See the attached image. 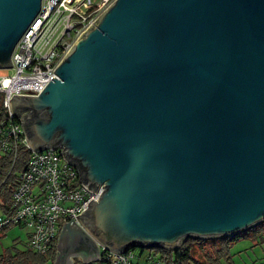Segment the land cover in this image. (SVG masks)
I'll return each mask as SVG.
<instances>
[{"label":"water","instance_id":"1","mask_svg":"<svg viewBox=\"0 0 264 264\" xmlns=\"http://www.w3.org/2000/svg\"><path fill=\"white\" fill-rule=\"evenodd\" d=\"M42 0H0V69ZM10 111L98 198L50 264L177 249L264 222V0H115Z\"/></svg>","mask_w":264,"mask_h":264},{"label":"built area","instance_id":"2","mask_svg":"<svg viewBox=\"0 0 264 264\" xmlns=\"http://www.w3.org/2000/svg\"><path fill=\"white\" fill-rule=\"evenodd\" d=\"M115 0H42L38 14L15 44L10 68L0 69V156L17 146L29 151L26 168L10 195L8 213L0 212V231L14 225L29 229L28 247L50 257L62 223L80 222L92 199L102 192L87 189L73 165L62 157V148L33 151L21 126L20 116L10 111L13 95H37L56 78L55 68ZM128 248H101V264H165L160 255ZM141 250V249H140ZM137 251V253L135 252Z\"/></svg>","mask_w":264,"mask_h":264},{"label":"trees","instance_id":"3","mask_svg":"<svg viewBox=\"0 0 264 264\" xmlns=\"http://www.w3.org/2000/svg\"><path fill=\"white\" fill-rule=\"evenodd\" d=\"M28 155L29 151L27 149L17 146L15 152L0 156V212L2 213H8L10 195L16 186V179H18L15 173L25 170ZM7 229L1 230L0 233ZM260 230L264 231V222L234 236L222 238L188 237L174 250L159 247L148 248V250L160 255L165 264H219L222 259L228 261L229 248L233 242L240 238L253 236ZM26 246H28V240ZM54 247L50 257L40 256L27 247L21 250L17 248L7 250L5 253L0 254V264H50L54 257ZM188 261H191V263H188ZM91 264H101V262Z\"/></svg>","mask_w":264,"mask_h":264},{"label":"rangeland","instance_id":"4","mask_svg":"<svg viewBox=\"0 0 264 264\" xmlns=\"http://www.w3.org/2000/svg\"><path fill=\"white\" fill-rule=\"evenodd\" d=\"M29 229L14 225L9 227L3 233H0V254L5 253L7 250H13L17 248L18 250L25 249L27 240H28ZM244 238H240L233 242L230 246V253L232 255V261L236 264L247 263L251 260L252 256L256 253L259 254V246L255 247L251 242L248 244L244 243ZM137 251H142L140 249H135ZM137 251H135L137 253ZM146 251L151 252L152 250L146 249ZM261 251V250H260ZM155 255V253H153ZM262 256L258 257V262L264 264V251L260 253ZM143 261V258L140 259ZM191 263V261H188ZM74 264H82L78 260H75ZM185 264V263H183ZM233 264V263H232Z\"/></svg>","mask_w":264,"mask_h":264},{"label":"crops","instance_id":"5","mask_svg":"<svg viewBox=\"0 0 264 264\" xmlns=\"http://www.w3.org/2000/svg\"><path fill=\"white\" fill-rule=\"evenodd\" d=\"M244 240H248L245 241L244 243L248 244L249 242H251L253 245H255V247L259 246L260 250L261 251H264V231L260 230L258 233L254 234L253 236H247V237H244ZM27 248H29L27 246ZM31 251H33L31 248H29ZM230 249V248H229ZM143 251L141 252L140 256H139V260L136 259V261H140L141 258H144V255L146 252V249H142ZM259 250V254L256 253L254 256H252L251 260L247 263H240V264H260L258 262L259 258L258 257H261L262 255L260 254L261 251ZM229 259L228 261H224L223 259L219 261V264H236L234 261H232V255L230 253V250H229ZM264 255V254H263Z\"/></svg>","mask_w":264,"mask_h":264}]
</instances>
